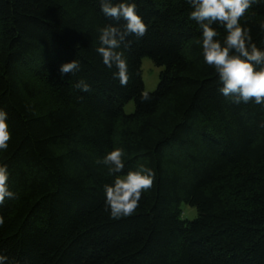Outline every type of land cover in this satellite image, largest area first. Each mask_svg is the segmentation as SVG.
I'll list each match as a JSON object with an SVG mask.
<instances>
[{
  "label": "trees",
  "instance_id": "1",
  "mask_svg": "<svg viewBox=\"0 0 264 264\" xmlns=\"http://www.w3.org/2000/svg\"><path fill=\"white\" fill-rule=\"evenodd\" d=\"M135 2L149 27L120 49L122 87L95 49L100 28L124 21L105 17L100 0H0V107L12 132L0 160L16 193L0 205V254L7 264H264V106L219 93L186 0ZM241 23L264 48V4ZM145 57L162 70L142 100ZM74 59L80 71L62 75ZM81 79L90 91L75 87ZM114 148L120 176L155 173L136 213L119 220L103 195Z\"/></svg>",
  "mask_w": 264,
  "mask_h": 264
},
{
  "label": "clouds",
  "instance_id": "2",
  "mask_svg": "<svg viewBox=\"0 0 264 264\" xmlns=\"http://www.w3.org/2000/svg\"><path fill=\"white\" fill-rule=\"evenodd\" d=\"M190 5L189 20L195 21L201 29L199 43L203 61L212 67L218 76V91L221 95L232 99L235 104L249 102L264 106V48L253 42L250 29L242 25L241 18L253 5H262L264 0H186ZM100 11L105 17L124 21L121 27L106 25L98 30L99 46L95 49L104 66L115 69L113 79L120 86H126L129 80L128 64L124 53L120 50L128 36L142 38L149 25L137 12L135 0H100ZM214 25L222 27L224 36L217 38ZM264 29V24L261 25ZM81 65L76 59L63 63L59 72L63 74L80 71ZM75 87L82 92L90 91V85L83 79ZM143 93L142 100L148 99ZM8 112L0 107V153L9 147L12 137L8 122ZM102 163L115 178L111 183L103 185L104 209L114 220L130 217L139 208L142 193L151 189L155 173L151 168L141 167L130 170L123 176L119 174L125 168L124 152L114 148L106 153ZM9 165L0 160V205L6 200L16 198L10 188ZM4 217L0 216V226ZM8 257L0 254V264H7Z\"/></svg>",
  "mask_w": 264,
  "mask_h": 264
},
{
  "label": "rangeland",
  "instance_id": "3",
  "mask_svg": "<svg viewBox=\"0 0 264 264\" xmlns=\"http://www.w3.org/2000/svg\"><path fill=\"white\" fill-rule=\"evenodd\" d=\"M141 78L143 82V93H152L155 91L158 81H159V73L162 68H159L154 65V63L149 58L141 59ZM134 111L133 102H129L124 107V112L126 114H130ZM181 210V218L186 221H192L197 213L193 207L186 205L185 203L181 202L180 204Z\"/></svg>",
  "mask_w": 264,
  "mask_h": 264
}]
</instances>
